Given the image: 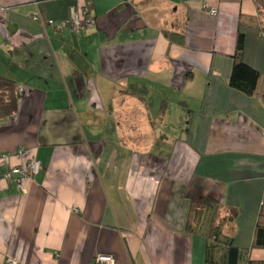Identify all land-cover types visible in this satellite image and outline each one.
Wrapping results in <instances>:
<instances>
[{
	"label": "crops",
	"instance_id": "1",
	"mask_svg": "<svg viewBox=\"0 0 264 264\" xmlns=\"http://www.w3.org/2000/svg\"><path fill=\"white\" fill-rule=\"evenodd\" d=\"M83 1L0 0V75L19 91L0 121V264H233L229 246L264 264V102L228 86L239 33L264 86V15L252 0H90L94 27L73 32ZM29 159L42 170L21 194L3 173Z\"/></svg>",
	"mask_w": 264,
	"mask_h": 264
},
{
	"label": "trees",
	"instance_id": "2",
	"mask_svg": "<svg viewBox=\"0 0 264 264\" xmlns=\"http://www.w3.org/2000/svg\"><path fill=\"white\" fill-rule=\"evenodd\" d=\"M261 15H264V0H252ZM259 30L264 35V24H259ZM244 35L238 34L236 48L232 56L233 65L228 77V86L248 97L258 96L264 102V86L261 85L260 74L242 61ZM19 91L16 83L0 75V121L14 116L18 111ZM184 131H187L185 129ZM215 201L210 198H198L191 202V207L207 209L214 206ZM219 226H216L217 228ZM218 229V228H217ZM229 248V256L235 263L237 250ZM252 249H264V197L256 221Z\"/></svg>",
	"mask_w": 264,
	"mask_h": 264
},
{
	"label": "built area",
	"instance_id": "3",
	"mask_svg": "<svg viewBox=\"0 0 264 264\" xmlns=\"http://www.w3.org/2000/svg\"><path fill=\"white\" fill-rule=\"evenodd\" d=\"M204 11L211 15L216 16L217 10L215 8H209L203 5ZM95 19L91 14V1L84 0L82 6L76 8L74 6L69 9V18L63 24L64 27H69L73 32H85L86 30L94 27ZM264 136V130L262 131ZM24 153V149H18L14 155L21 156ZM5 158L6 156H2ZM42 170V166L36 159H29L24 164L9 166V168L3 173V179L14 184L16 190L24 194L25 183L28 180L33 179ZM94 264H115L114 258L110 255L97 254L93 259ZM4 264H16V262L10 258L5 260Z\"/></svg>",
	"mask_w": 264,
	"mask_h": 264
},
{
	"label": "rangeland",
	"instance_id": "4",
	"mask_svg": "<svg viewBox=\"0 0 264 264\" xmlns=\"http://www.w3.org/2000/svg\"><path fill=\"white\" fill-rule=\"evenodd\" d=\"M157 115V114H156ZM185 116L187 117V114H185ZM159 118H160V116H159V114H158V116H156L155 117V119H156V124H160V121H159ZM158 121V122H157ZM175 124H173V126H174ZM171 129V128H170Z\"/></svg>",
	"mask_w": 264,
	"mask_h": 264
}]
</instances>
